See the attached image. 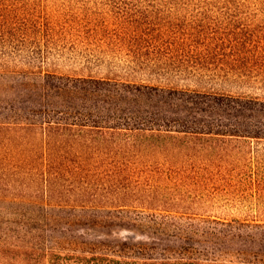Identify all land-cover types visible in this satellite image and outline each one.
Listing matches in <instances>:
<instances>
[{
	"label": "trees",
	"instance_id": "16d2710c",
	"mask_svg": "<svg viewBox=\"0 0 264 264\" xmlns=\"http://www.w3.org/2000/svg\"><path fill=\"white\" fill-rule=\"evenodd\" d=\"M0 264H264V0H0Z\"/></svg>",
	"mask_w": 264,
	"mask_h": 264
},
{
	"label": "rangeland",
	"instance_id": "374dc122",
	"mask_svg": "<svg viewBox=\"0 0 264 264\" xmlns=\"http://www.w3.org/2000/svg\"><path fill=\"white\" fill-rule=\"evenodd\" d=\"M127 232L126 231H122L121 232V235H125Z\"/></svg>",
	"mask_w": 264,
	"mask_h": 264
}]
</instances>
